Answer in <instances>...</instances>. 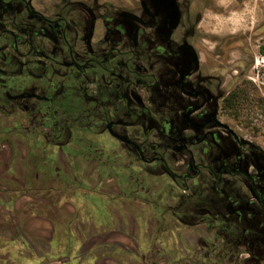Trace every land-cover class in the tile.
<instances>
[{
	"label": "flooded vegetation",
	"instance_id": "1",
	"mask_svg": "<svg viewBox=\"0 0 264 264\" xmlns=\"http://www.w3.org/2000/svg\"><path fill=\"white\" fill-rule=\"evenodd\" d=\"M208 2L0 0V208L62 202L104 236L172 221L196 230L179 264H264V145L227 112L251 77L206 50Z\"/></svg>",
	"mask_w": 264,
	"mask_h": 264
},
{
	"label": "rangeland",
	"instance_id": "2",
	"mask_svg": "<svg viewBox=\"0 0 264 264\" xmlns=\"http://www.w3.org/2000/svg\"><path fill=\"white\" fill-rule=\"evenodd\" d=\"M208 4L199 28L206 50L229 53V60L242 63L243 73L251 77H243V84L233 91L227 108L231 125L264 145V0H209ZM23 201L20 210L6 202L0 208L3 264H179L192 255L196 230L172 221L162 225L166 231H157L152 237L140 233L130 236L132 239L104 236L97 235L94 225L112 227L114 220L95 216L96 222L86 226L81 216L72 219L71 208L67 207L68 214L62 202ZM9 224L17 225V235L22 237L12 236L15 230ZM51 226L57 230L50 241ZM135 226L141 232L140 221ZM116 241H122L123 247L114 244Z\"/></svg>",
	"mask_w": 264,
	"mask_h": 264
}]
</instances>
